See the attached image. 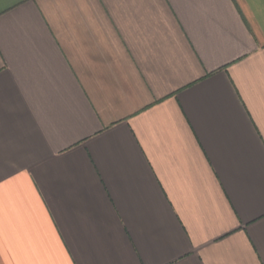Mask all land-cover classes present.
<instances>
[{
	"label": "crops",
	"instance_id": "crops-1",
	"mask_svg": "<svg viewBox=\"0 0 264 264\" xmlns=\"http://www.w3.org/2000/svg\"><path fill=\"white\" fill-rule=\"evenodd\" d=\"M0 264H264V0H0Z\"/></svg>",
	"mask_w": 264,
	"mask_h": 264
}]
</instances>
